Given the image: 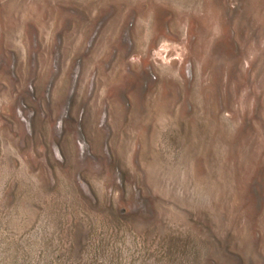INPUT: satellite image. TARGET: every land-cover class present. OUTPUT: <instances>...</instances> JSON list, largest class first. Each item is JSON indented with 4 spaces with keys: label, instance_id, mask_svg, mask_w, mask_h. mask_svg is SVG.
Returning <instances> with one entry per match:
<instances>
[{
    "label": "rangeland",
    "instance_id": "obj_1",
    "mask_svg": "<svg viewBox=\"0 0 264 264\" xmlns=\"http://www.w3.org/2000/svg\"><path fill=\"white\" fill-rule=\"evenodd\" d=\"M0 264H264V0H0Z\"/></svg>",
    "mask_w": 264,
    "mask_h": 264
}]
</instances>
